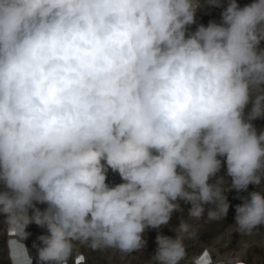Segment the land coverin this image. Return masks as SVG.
I'll list each match as a JSON object with an SVG mask.
<instances>
[{"label":"clouds","instance_id":"9594fccd","mask_svg":"<svg viewBox=\"0 0 264 264\" xmlns=\"http://www.w3.org/2000/svg\"><path fill=\"white\" fill-rule=\"evenodd\" d=\"M205 5L221 0H0V213L21 240L46 227L38 264L140 252L183 200L188 219L147 262L181 264L188 221L206 204L225 218L226 193L249 185L235 231L264 225V0L189 32ZM22 246L12 264H33Z\"/></svg>","mask_w":264,"mask_h":264},{"label":"rangeland","instance_id":"374dc122","mask_svg":"<svg viewBox=\"0 0 264 264\" xmlns=\"http://www.w3.org/2000/svg\"><path fill=\"white\" fill-rule=\"evenodd\" d=\"M229 0H221L220 7H213L205 5L197 11L196 22L188 26L189 32H195L198 25L203 24L207 26L210 21L221 23V13L227 7ZM240 7L251 4L254 0H236ZM204 3V0H201ZM251 105L248 106L246 112L250 110ZM257 129V132L264 131V117L257 118L252 121ZM222 161V167L218 176L226 177L225 185L231 184V179L227 178V168L223 163L224 158L218 157ZM103 163V162H102ZM120 175L108 169L106 183L113 187L117 184L123 183ZM210 183L215 182L212 178ZM264 188V185L261 186ZM4 190L3 185L0 184V191ZM258 190L254 185H249L247 191L237 192L232 189L226 193L229 202V210L227 216L218 220H209L207 217V210L215 207V205L206 204L205 214L199 220H189L188 222L197 230V235L192 239H185L184 245L186 248V259L181 264H197L201 256H209L211 261H225V260H246L253 264L264 263V225L258 227L251 235H241L235 231V207L243 203V200L238 197L246 198L252 191ZM183 211H174L171 215L169 223L159 229L148 228L143 233L146 241L145 247L140 252H133L132 254L122 256L115 250L93 251L88 247L80 246L73 254L72 258L78 254H82L85 258L83 264H147L152 255L157 249L156 236L158 234L175 237L174 229L180 224L181 219L187 220L188 210L190 204L179 200ZM36 207L43 211L46 204H36ZM32 214V209H29V215ZM9 223L5 221L4 214L0 213V264H10V249L9 239L7 238V230ZM25 231L28 233L23 241V244L28 249L30 256L38 258V248L42 247L41 241L38 239L41 235H48L46 227H40L35 223L29 224ZM33 245H36L34 247ZM13 245L11 246V248ZM12 252V250H11ZM192 257V258H191ZM72 258L69 260L71 262ZM12 261V260H11Z\"/></svg>","mask_w":264,"mask_h":264},{"label":"built area","instance_id":"2783aa9c","mask_svg":"<svg viewBox=\"0 0 264 264\" xmlns=\"http://www.w3.org/2000/svg\"><path fill=\"white\" fill-rule=\"evenodd\" d=\"M8 235H14V237L18 238L21 241L22 233L19 232V229L15 225L9 226L7 230V236ZM31 257L33 259V264H38V258H34L33 256ZM84 262H85L84 256L82 254H78L72 258L69 264H83ZM197 264H253V263L246 260H232V259L225 261H216V260L211 261L209 256L205 257L204 255H202L201 259L197 261ZM259 264H264V263H259Z\"/></svg>","mask_w":264,"mask_h":264},{"label":"bare ground","instance_id":"6f19581e","mask_svg":"<svg viewBox=\"0 0 264 264\" xmlns=\"http://www.w3.org/2000/svg\"><path fill=\"white\" fill-rule=\"evenodd\" d=\"M9 225L13 226V224H9ZM7 238L11 242V244L9 243V249H10L9 259H10V264H12V261H11L12 257L16 256L20 251H22V247H23L22 243H23V241H20L18 238L14 237V235H8ZM12 245H13V247L11 248ZM11 250H12V252H11ZM203 262H204V260H203Z\"/></svg>","mask_w":264,"mask_h":264}]
</instances>
